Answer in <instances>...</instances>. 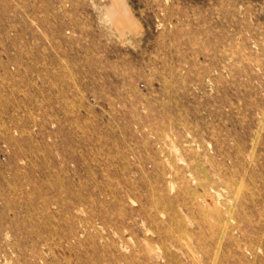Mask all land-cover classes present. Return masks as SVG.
I'll return each instance as SVG.
<instances>
[{"label":"rangeland","instance_id":"1","mask_svg":"<svg viewBox=\"0 0 264 264\" xmlns=\"http://www.w3.org/2000/svg\"><path fill=\"white\" fill-rule=\"evenodd\" d=\"M0 264H264V0H0Z\"/></svg>","mask_w":264,"mask_h":264}]
</instances>
